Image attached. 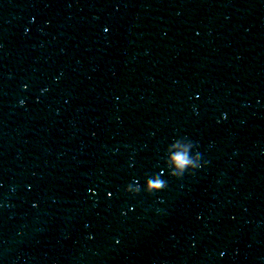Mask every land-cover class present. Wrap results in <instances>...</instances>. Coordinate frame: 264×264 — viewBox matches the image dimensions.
Segmentation results:
<instances>
[{
  "label": "clouds",
  "instance_id": "1",
  "mask_svg": "<svg viewBox=\"0 0 264 264\" xmlns=\"http://www.w3.org/2000/svg\"><path fill=\"white\" fill-rule=\"evenodd\" d=\"M200 153H198V157H200ZM172 162L175 165V167L179 170L178 173H173L172 177L176 178V179H180L183 177V175L185 174V172L183 171L186 167H188L189 165L193 166V171L188 172L189 174H193L197 169L201 168L204 166V164L202 166H197L195 164H193V161L189 159L187 153L185 152H180L177 153L173 158H172ZM167 182L165 181H161L160 179H155V180H149L147 182V186H146V192L149 194H154V193H158L161 192L163 190H165L167 188Z\"/></svg>",
  "mask_w": 264,
  "mask_h": 264
}]
</instances>
